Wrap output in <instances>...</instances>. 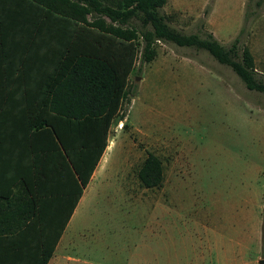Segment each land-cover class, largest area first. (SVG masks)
<instances>
[{
  "label": "rangeland",
  "instance_id": "374dc122",
  "mask_svg": "<svg viewBox=\"0 0 264 264\" xmlns=\"http://www.w3.org/2000/svg\"><path fill=\"white\" fill-rule=\"evenodd\" d=\"M159 11L173 30L213 33L226 46L243 29L240 45L264 81V0H167ZM123 26L141 39L150 29L140 16ZM156 50L130 75L104 158L51 264H259L264 257V94L206 50L161 41ZM149 153L164 173L152 188L138 177Z\"/></svg>",
  "mask_w": 264,
  "mask_h": 264
},
{
  "label": "trees",
  "instance_id": "16d2710c",
  "mask_svg": "<svg viewBox=\"0 0 264 264\" xmlns=\"http://www.w3.org/2000/svg\"><path fill=\"white\" fill-rule=\"evenodd\" d=\"M166 3L0 0V157L8 139H19L27 144L33 159L25 164L20 179H10L9 185L12 190L20 183L31 196L25 206V226L31 238L40 211L35 188L41 174L39 154L50 161L55 177L67 178L69 187L73 184L77 207L108 147L110 126L128 98L130 75L138 59L151 62L157 56V42L206 50L229 66L246 88L264 94L254 56L249 47L240 45L243 29L228 46L213 33L177 32L160 14ZM134 16L150 26L142 39L136 28L123 26ZM10 75L27 78L13 81ZM138 177L147 188L160 186L164 179L161 159L149 153ZM71 214L69 208L52 240L54 233L48 232L46 240L51 242L43 244L41 264H48L53 256ZM3 234L0 226V264Z\"/></svg>",
  "mask_w": 264,
  "mask_h": 264
},
{
  "label": "crops",
  "instance_id": "0c3cea01",
  "mask_svg": "<svg viewBox=\"0 0 264 264\" xmlns=\"http://www.w3.org/2000/svg\"><path fill=\"white\" fill-rule=\"evenodd\" d=\"M36 76V75H35ZM24 76H11L9 80H23ZM31 79V77H28ZM0 157V226L4 234L2 236V262L3 264H41L43 258V244H50L56 236L57 228L62 225L67 217L69 208L72 209L71 217L58 241L53 256L48 264H51L64 237L66 230L75 222L76 208L74 206V187H69L68 179L57 178L50 172V161H46L45 155L38 156V166L41 170L40 178L37 180L36 192L39 200V220L35 227V237L31 238L27 223L26 205L31 201L24 185L19 184L10 190V179H17L22 176L25 164L32 163L26 143L22 140L8 139ZM108 148V147H107ZM103 154L100 162L103 160ZM47 157V156H46ZM99 162V164H100ZM108 164L111 158L108 157ZM98 164V166H99ZM96 170L93 173L95 175ZM92 176V177H93ZM20 179V178H19ZM18 181V180H17ZM87 188V187H86ZM85 188V189H86ZM84 189V191H85ZM7 194V195H6ZM84 195V194H83ZM83 196L77 206H79ZM48 232L51 240H46Z\"/></svg>",
  "mask_w": 264,
  "mask_h": 264
},
{
  "label": "water",
  "instance_id": "95a60500",
  "mask_svg": "<svg viewBox=\"0 0 264 264\" xmlns=\"http://www.w3.org/2000/svg\"><path fill=\"white\" fill-rule=\"evenodd\" d=\"M259 264H264V257H262L261 259H259Z\"/></svg>",
  "mask_w": 264,
  "mask_h": 264
}]
</instances>
